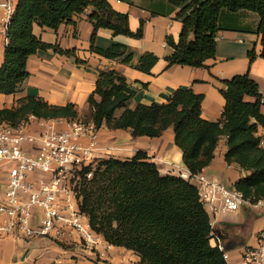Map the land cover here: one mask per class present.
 I'll use <instances>...</instances> for the list:
<instances>
[{
	"label": "trees",
	"instance_id": "1",
	"mask_svg": "<svg viewBox=\"0 0 264 264\" xmlns=\"http://www.w3.org/2000/svg\"><path fill=\"white\" fill-rule=\"evenodd\" d=\"M124 1L155 16H168L179 10L176 19L183 25L179 40L167 37V44L173 49V54L166 57L169 67L208 69L207 62L216 59L219 33L240 29L229 18L243 11L258 15L256 32L262 37L263 50L260 55L252 50L250 61L264 58V0ZM89 10L88 20L93 25L91 52L109 60L122 58L129 65L133 54L120 44L108 49L97 47V32L109 29L114 35L142 39L144 23L132 31L129 15L114 10L109 0H18L0 68V95L19 91L30 76L29 59L41 50L53 49L77 63H86L76 56L75 50L44 42L34 28L38 25L57 31L63 24H76V18ZM158 61L155 54L145 53L138 70L151 74ZM222 83L225 87L220 92L226 106L221 119L210 122L202 116L204 95L191 88L177 89L164 104H140L131 109L129 103L135 91L127 78L114 69L100 70L96 88L88 99L91 120L98 128L130 130L134 137L159 138L173 127L175 145L182 151L183 163L191 175L211 165L220 138L225 136L226 163L249 172L233 187L252 202L264 201V148L257 135L259 128H264L263 95L249 73ZM118 109H124L119 118L115 117ZM30 116L45 120L78 118V112L74 104L51 105L29 96L19 99L12 108L0 109V124L18 127ZM81 197V211L89 216L92 229L110 245L134 252L140 259L138 264H228L223 251L212 243L211 216L198 188L182 174L163 175L144 151L126 160H100L92 178L84 180Z\"/></svg>",
	"mask_w": 264,
	"mask_h": 264
},
{
	"label": "crops",
	"instance_id": "2",
	"mask_svg": "<svg viewBox=\"0 0 264 264\" xmlns=\"http://www.w3.org/2000/svg\"><path fill=\"white\" fill-rule=\"evenodd\" d=\"M109 2L117 12L129 15L132 31L136 32L141 23H144L142 39L114 35L109 29H100L97 32L95 39L97 47L108 49L113 44H120L127 48L128 53L133 54L129 65L123 63L122 58L109 60L91 52L93 25L88 20L90 10L78 16L76 24H63L57 31L35 25V34L44 42L57 45L64 50H75L76 56L86 63H77L74 58L61 55L53 49L39 51L27 63L30 76L21 84L19 91L12 95H0V109L12 108L19 99L35 96L51 105L74 104L78 118L91 120L92 110L88 99L96 88L99 71L113 69L123 74L135 91V96L129 103L131 109H135L140 104H164L177 89L191 88L195 93L204 95L203 118L210 122H217L221 119L226 106V100L220 92V89L225 87L222 81L247 73L259 85L264 101V58L259 56L251 63L249 56L252 50H255L257 55H260L263 50L262 37L256 32L259 24L256 13L243 11L229 18L240 29L219 33L216 59L207 62L208 69L181 65L169 67L166 57L173 54V49L167 44V37H173L175 41L179 40L183 26L181 20L176 19L179 10L168 16H155L151 11L132 5L128 1L109 0ZM6 45L4 38L0 35V68L4 63ZM148 52L159 57L151 74L138 70L141 57ZM248 100L253 101L250 98ZM123 112L124 109H118L115 117L119 118ZM40 130L41 127L33 122L28 131L38 133ZM257 135L264 137V128L260 127ZM118 148H126L127 151H124L123 155H130L128 157H133L138 151L146 152L158 165L163 175L190 174L183 163L182 151L175 145L173 127H169L159 138L134 137L130 130L111 131L102 127L100 130L102 156L107 157L113 153L123 152L117 151ZM227 151V141L221 137L214 160L202 172L224 184L233 186L249 172L240 170L237 165H228L225 160ZM176 157L178 161L174 160ZM116 158L124 159L119 156ZM4 183L6 185L7 177H4ZM4 192H1L0 188V199ZM263 228L262 217L250 209H243L234 214L217 215L213 233L220 236L223 244L226 245L230 264H239L243 251L247 247L256 245L258 234ZM40 240L48 242L47 247L56 251L49 261L44 258L46 253L42 249L44 246ZM26 242L36 255L32 264H38L39 261L41 264H59L64 257L63 245L56 241L40 238ZM19 245L24 246V244ZM19 245L13 239L0 240V264H10L12 255ZM66 245L75 246L72 248L74 250L72 254L80 255L85 259V262H79L80 264H138L140 260L134 252L110 244L107 246L105 259L99 258L78 244ZM43 258L44 263L41 261ZM70 261L73 262V259ZM26 262L22 260V264Z\"/></svg>",
	"mask_w": 264,
	"mask_h": 264
},
{
	"label": "built area",
	"instance_id": "3",
	"mask_svg": "<svg viewBox=\"0 0 264 264\" xmlns=\"http://www.w3.org/2000/svg\"><path fill=\"white\" fill-rule=\"evenodd\" d=\"M17 5L18 0H0V35L6 44ZM33 122L41 127L40 132L28 131ZM100 130L92 120L82 118L45 120L30 116L18 127L0 124V167L8 170L0 199V240L74 242L101 259L107 257L109 243L92 229L89 216L80 208L82 184L92 178L103 158ZM260 145L264 148V137H260ZM182 175L198 188L213 229L217 215L243 209L264 219L263 200L252 202L233 186L203 172ZM213 236V244L230 264L223 241ZM239 264H264V228L256 245L245 248Z\"/></svg>",
	"mask_w": 264,
	"mask_h": 264
},
{
	"label": "rangeland",
	"instance_id": "4",
	"mask_svg": "<svg viewBox=\"0 0 264 264\" xmlns=\"http://www.w3.org/2000/svg\"><path fill=\"white\" fill-rule=\"evenodd\" d=\"M117 151H123V152H119V153H113L112 155H108L107 157H103L102 159H106V158H109V157H123L124 159L123 160H126V159H130L132 157H128L130 155H123L124 154V151H127L126 148H118L116 149ZM101 159V160H102ZM118 159V158H117ZM175 161H178L177 157L176 159H174ZM2 166V165H1ZM0 188H1V192L2 191H5L6 189V185L4 183V177H7L8 176V170L7 169H2L0 167ZM42 239H46V238H42ZM27 240H21V241H16L17 244H24V246H20L19 247H16L15 251H14V254L12 255V258L10 260V264H22V260H25L27 261L25 264H32L34 262V260L36 259V255H35V252L34 250H32L31 248H29L27 245H26V242ZM42 246V249L45 251L46 253V256L44 258H46L48 261L55 255L54 253H56V251H54L53 249L47 247L49 245L48 242H46L45 240H40ZM212 243H214V240H212ZM58 244L60 245H63V255L64 257L62 258V261L59 262V264H80L79 262H85V259L83 257H81L80 255H77V254H72L74 252V250L72 249L73 247L75 246H68L65 244H68L66 242H58ZM72 245H75L74 242L71 243ZM46 245V246H45ZM225 248H226V245H224ZM44 258L41 260L43 263L45 262ZM70 259H73V262H69ZM38 264H41L40 261ZM130 264V263H128ZM135 264V263H134Z\"/></svg>",
	"mask_w": 264,
	"mask_h": 264
}]
</instances>
